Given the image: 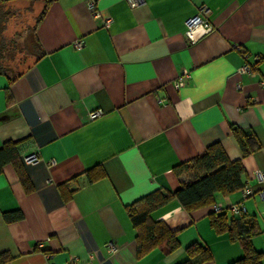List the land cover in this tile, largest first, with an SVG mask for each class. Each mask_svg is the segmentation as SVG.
Masks as SVG:
<instances>
[{"label": "crops", "instance_id": "obj_1", "mask_svg": "<svg viewBox=\"0 0 264 264\" xmlns=\"http://www.w3.org/2000/svg\"><path fill=\"white\" fill-rule=\"evenodd\" d=\"M44 1L4 3L38 15ZM200 5L213 30L190 43L185 20ZM97 8L94 17L87 0H53L35 29L40 56L12 81L0 73V146L25 141L20 159L33 186L26 192L13 165H3L0 264H178L194 241L212 254L199 264H230L243 248L210 226L215 205L228 214L244 206L257 218L263 232L251 242L264 264V180L255 176L264 173V0H97ZM245 61L252 74L236 73ZM183 71L189 76L177 88ZM96 108L103 113L89 119ZM230 124L248 137L247 154ZM216 141L241 160L248 193H216L213 204L190 211L176 200L155 209L179 247L137 258L127 206L187 182L173 166ZM32 152L39 160L23 161ZM95 165L105 176L90 182L85 171ZM14 209L22 218L5 220Z\"/></svg>", "mask_w": 264, "mask_h": 264}, {"label": "trees", "instance_id": "obj_2", "mask_svg": "<svg viewBox=\"0 0 264 264\" xmlns=\"http://www.w3.org/2000/svg\"><path fill=\"white\" fill-rule=\"evenodd\" d=\"M52 1H44L45 6L35 20L34 31ZM4 2L5 0H0V6ZM1 29L2 24L0 23V32ZM34 38L37 49L34 55L39 57L38 41L36 37ZM0 73L12 81L20 72L9 74L7 69L0 65ZM230 130L243 154H247L250 151L248 137L234 124H230ZM24 142V140H8L0 146V172L3 165L11 163L23 189L26 192H31L33 186L20 159ZM173 171L178 175L185 173L190 178L187 182H181L173 191L155 189L127 206L132 225L135 228L137 258L145 256L153 249L170 253L179 247L177 231L170 229L163 219H155L152 216L155 209L171 200H176L183 209L190 211L213 204L216 193L226 195L245 187V169L241 160H231L218 141L210 143L201 154L175 164ZM85 175L88 181L92 182L104 177L105 173L100 165H95L87 169ZM22 216L23 214L19 209L3 213V217L7 221L19 220ZM208 218L209 224L215 232L226 233L231 240L241 243L243 256L230 264H262L263 253L256 250L251 242L252 236L263 232L254 215H247L243 212L228 214L221 208L211 212ZM185 253L186 259L178 264H199L212 257L210 249L197 241L186 245Z\"/></svg>", "mask_w": 264, "mask_h": 264}, {"label": "rangeland", "instance_id": "obj_3", "mask_svg": "<svg viewBox=\"0 0 264 264\" xmlns=\"http://www.w3.org/2000/svg\"><path fill=\"white\" fill-rule=\"evenodd\" d=\"M36 18L37 14L29 7L14 8L5 3L0 6V65L9 74L19 73L36 57Z\"/></svg>", "mask_w": 264, "mask_h": 264}, {"label": "built area", "instance_id": "obj_4", "mask_svg": "<svg viewBox=\"0 0 264 264\" xmlns=\"http://www.w3.org/2000/svg\"><path fill=\"white\" fill-rule=\"evenodd\" d=\"M129 4L130 7H136L139 5L140 0H126ZM87 8L89 9L90 13L92 16L97 17L100 15V12L97 8V0H87ZM209 9L205 5H200L198 7L197 12L188 17L185 20V36L187 37L188 41L190 43L196 42L198 39H200L202 36L213 30V25L210 23L208 19V14H209ZM111 22V19L109 17H106L104 19V25L108 26ZM73 45L76 48H81L84 45V42L82 39H76L73 43ZM255 61H258L261 57L259 55H254L253 56ZM236 73H248L252 74L253 69L250 63L245 61L236 71ZM189 76L188 71H183L177 79V82L175 83V86L177 88L183 86L185 83L186 78ZM261 84L264 85V80L261 81ZM103 113L102 109L96 108V109H91L87 112V117L89 119H94L99 117ZM39 160V156L37 153L32 152L26 156L23 157V161L25 162H36ZM255 176L257 179L264 180V173L261 172L260 170L255 171ZM243 194L245 195L248 193V189L244 187L242 189ZM264 193V190L262 194ZM221 206L220 205H215L214 210H220ZM239 210L244 212V206L239 207ZM108 250L113 251L115 250V247L112 244L108 245Z\"/></svg>", "mask_w": 264, "mask_h": 264}, {"label": "water", "instance_id": "obj_5", "mask_svg": "<svg viewBox=\"0 0 264 264\" xmlns=\"http://www.w3.org/2000/svg\"><path fill=\"white\" fill-rule=\"evenodd\" d=\"M0 118H5V116H1Z\"/></svg>", "mask_w": 264, "mask_h": 264}]
</instances>
